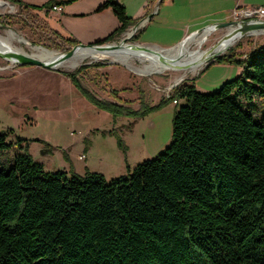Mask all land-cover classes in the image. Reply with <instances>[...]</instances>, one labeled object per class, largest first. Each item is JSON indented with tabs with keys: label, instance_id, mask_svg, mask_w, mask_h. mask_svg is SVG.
Returning a JSON list of instances; mask_svg holds the SVG:
<instances>
[{
	"label": "trees",
	"instance_id": "obj_1",
	"mask_svg": "<svg viewBox=\"0 0 264 264\" xmlns=\"http://www.w3.org/2000/svg\"><path fill=\"white\" fill-rule=\"evenodd\" d=\"M105 9L119 27L93 45L116 41L136 22L115 0L95 12ZM60 42L65 51L79 44ZM215 60L242 71L215 92L201 93L190 82L176 88L169 99L184 103L173 115L170 143L126 175L106 181L92 172H47L22 151L1 165L0 264H264V113L258 120L242 105L264 103V46ZM101 65L60 74L118 113L77 80ZM10 134L0 133V151L22 149Z\"/></svg>",
	"mask_w": 264,
	"mask_h": 264
},
{
	"label": "rangeland",
	"instance_id": "obj_2",
	"mask_svg": "<svg viewBox=\"0 0 264 264\" xmlns=\"http://www.w3.org/2000/svg\"><path fill=\"white\" fill-rule=\"evenodd\" d=\"M22 1L38 8L28 10L34 15L26 14L7 1L4 2L8 5H0V36L6 37L7 31H12L29 44L28 47L13 42V48L30 54L31 47H42L62 54L68 50H64L66 45L60 39L88 44L77 37L89 26L88 16L71 15L64 23L55 16H46L45 10L40 8L50 6L53 0ZM94 1L77 0L60 7L68 8L72 14L86 12ZM230 21L232 19L224 23ZM193 31H187L185 37ZM223 31L225 33V29L213 32L200 47L191 42L189 50H208L222 37ZM141 40L131 37L126 44H144ZM261 46H264V36H244L221 51L220 56L230 55L231 51L235 56H242ZM242 47L245 51L239 49ZM112 58L109 55L85 58L72 69L63 66L45 69L18 66L0 56V133L11 130L8 141L14 143L21 139L22 145L21 150L13 145L9 150L0 151V166L9 164L13 155L22 151L47 172H74L81 176L92 172L102 175L106 181L126 175L137 164L155 158L170 143L173 115L184 103L179 100L174 105L169 99L176 88L190 82L201 93L215 92L242 71L240 66L216 62V57L195 71L169 69L138 75L136 70L148 61L131 59L127 67ZM96 63L102 64L101 67L90 66L77 80L98 102L119 106L118 113L90 101L81 89L60 74L73 73L81 65ZM237 69L240 73L235 74ZM177 78L180 79L176 83ZM242 105L256 119H261L263 101Z\"/></svg>",
	"mask_w": 264,
	"mask_h": 264
},
{
	"label": "crops",
	"instance_id": "obj_3",
	"mask_svg": "<svg viewBox=\"0 0 264 264\" xmlns=\"http://www.w3.org/2000/svg\"><path fill=\"white\" fill-rule=\"evenodd\" d=\"M101 1L103 3L105 0L92 2L88 8L89 10L86 12L75 11L72 14L68 11V8L60 7L61 10L59 12L49 10L46 12V16H55L58 19L64 20V23L68 22L71 15L81 14L88 16L87 19L90 20L89 26H86V29L81 31L77 37L82 43L92 44L104 39L119 27V23L113 12L110 11L108 13L109 9L95 12L96 8L102 4ZM116 1L124 7L126 15L133 21H136L133 25L138 24L145 16L151 17L133 38L136 41L139 38L142 39L141 41L144 44L140 45L157 47L163 50L179 47L178 45L181 41L188 36L185 37V34L190 29L197 31L202 29L203 26L224 23V21L232 19V11L237 7H261L264 9V0H162L157 7L156 13L153 14L151 13L152 0ZM24 11L28 15H34L31 11ZM161 30L165 31L161 32ZM257 35L263 37L264 32H259ZM239 49L245 51L243 47ZM234 54V52H230V55ZM245 55H236V57H245ZM238 73H240V69L235 71V74Z\"/></svg>",
	"mask_w": 264,
	"mask_h": 264
},
{
	"label": "bare ground",
	"instance_id": "obj_4",
	"mask_svg": "<svg viewBox=\"0 0 264 264\" xmlns=\"http://www.w3.org/2000/svg\"><path fill=\"white\" fill-rule=\"evenodd\" d=\"M7 3L4 1L0 2V5H6ZM8 5V4H7ZM214 32L212 28H207L200 34L191 36L185 44L179 46L172 50H163L157 47H151L149 50H139L131 48L130 46H122L121 48L108 52V54L102 52H96L91 48H83L78 49L74 52L73 56L66 60L65 63L63 62L58 67H67V68H74L85 58H102L106 55L112 56V61H120L122 64L127 65L128 61L131 59H138L140 61H148L149 63L146 64L143 68L137 69L136 72L138 75H150L156 72H161L164 70H171V69H184L185 65H189V70L195 71L198 69L204 59L205 52L201 51L200 48L189 50V44L193 42L198 47L201 46L203 42ZM5 36H0V52L1 53H8V52H16L20 54L30 55L38 60L43 62L49 61L60 55L59 53H55L54 51L46 50L42 47H31L30 54L26 53L24 50L13 48L12 43H22L25 46L29 47V44L23 40L21 37L13 33L12 31H7ZM232 40H225L222 41L216 48L215 53H222L224 49L228 48L232 45ZM17 45V44H16ZM227 50V49H226ZM180 78L175 79L177 83Z\"/></svg>",
	"mask_w": 264,
	"mask_h": 264
},
{
	"label": "water",
	"instance_id": "obj_5",
	"mask_svg": "<svg viewBox=\"0 0 264 264\" xmlns=\"http://www.w3.org/2000/svg\"><path fill=\"white\" fill-rule=\"evenodd\" d=\"M162 0H158L157 7L161 3ZM151 18V17H149ZM139 24V23H138ZM138 24L133 25L132 27L129 28L131 31V34H128L129 32H125L127 36H122L120 39L117 38L116 41L113 42H108L100 45H93V44H81L79 43L78 45H75L71 47L67 52L62 53L55 57L52 60L43 62L41 60H38L30 55L26 54H20L16 52H8V53H1L0 56L10 60L12 63H15L16 65L19 66H36V67H42L45 69H54L60 66L63 62L66 60L70 59L74 52L77 51L78 49H83V48H91L95 50L96 52H102L105 54H108V52L115 51L122 46H130L131 48L134 49H139V50H149L150 48L145 46V45H140V44H126V41L130 39L131 37L133 38V33H135ZM212 28L215 31L218 29H225V33L222 35V37L215 43L212 47H210L208 50L204 51L205 56L203 59V62L213 60L216 57L220 56V53H215V48L225 40H232L234 43L235 41H238L239 39L243 38L244 36H248L249 34L263 31L264 30V20L258 21V22H245V21H230L227 23H214L211 25H207L203 27L202 29H199L197 31L192 32L190 35H188L183 41L178 46H182L185 44V42L194 35L200 34L207 28ZM119 39V41H117ZM229 48V47H228ZM189 65H185L183 68L188 69Z\"/></svg>",
	"mask_w": 264,
	"mask_h": 264
},
{
	"label": "built area",
	"instance_id": "obj_6",
	"mask_svg": "<svg viewBox=\"0 0 264 264\" xmlns=\"http://www.w3.org/2000/svg\"><path fill=\"white\" fill-rule=\"evenodd\" d=\"M2 1V0H0ZM157 3L158 0H152L151 3V13H156L157 11ZM61 10V8L59 6H53L51 8V11H57L59 12ZM231 17L233 19V21H245V22H258V21H262L264 20V9H262L261 7H237L232 11ZM149 16H145L138 24V27L135 31V33H133V36L148 22ZM259 32H264L263 31H259ZM259 32H255L252 34H249L248 36H252L255 35L257 36V34ZM128 34H131V31H129ZM208 62H205L203 64H201L202 66H205ZM174 105L177 103L176 100H174L172 102Z\"/></svg>",
	"mask_w": 264,
	"mask_h": 264
}]
</instances>
